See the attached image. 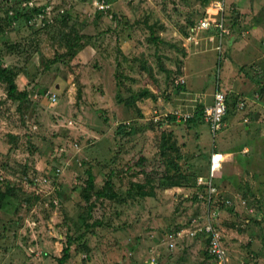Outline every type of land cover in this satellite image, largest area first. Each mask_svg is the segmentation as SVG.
I'll return each instance as SVG.
<instances>
[{
    "label": "rangeland",
    "instance_id": "1",
    "mask_svg": "<svg viewBox=\"0 0 264 264\" xmlns=\"http://www.w3.org/2000/svg\"><path fill=\"white\" fill-rule=\"evenodd\" d=\"M99 1L0 0V65L26 93L12 101L0 83V264H57L67 238L96 219L65 264H207L204 237L184 229L202 213L193 195L214 150L246 157L227 156L216 177L224 208L212 220L228 262L264 264V119L253 121L264 105V0H222L235 38L220 67L231 59L244 74L237 95L226 91L228 110L245 114L235 124L227 116L217 135L200 112L222 87L217 55L183 43L216 0H108L106 11ZM186 60L202 69L185 70ZM241 97L248 103L237 111ZM175 169L187 184L162 188ZM223 174L233 177L228 189Z\"/></svg>",
    "mask_w": 264,
    "mask_h": 264
},
{
    "label": "built area",
    "instance_id": "2",
    "mask_svg": "<svg viewBox=\"0 0 264 264\" xmlns=\"http://www.w3.org/2000/svg\"><path fill=\"white\" fill-rule=\"evenodd\" d=\"M210 7H206L204 10V14L201 18V20L198 22V25L193 29L192 31L195 34H190L188 39L194 43H199L200 36L199 31L200 30H210L213 29L216 35L219 38H222L223 34L229 33V30L224 27V3L222 0H216L214 2H211ZM99 8H103L104 4H99ZM207 40L213 41L214 36L208 34ZM259 95L256 94L255 97H258ZM49 99L52 103L56 102L57 97L54 92L49 93ZM245 105V102L240 99L236 104V109L241 110ZM226 111V95L222 90H218L214 92L213 100L210 105H208L204 110V119L207 121L210 129L212 132H214L216 129H218L222 117L225 114ZM224 160V155L219 152H213L210 155L209 161H208V170L206 173V176L204 178H201L202 180L199 181L200 184H205L207 186V193L211 195L212 193H217L216 185L213 184L215 173L217 170H219L222 166V162ZM57 172H59V169H56ZM199 196H203L200 194ZM209 199V197H208ZM213 215L212 218L208 216V218L205 220V223L198 224L196 220H194L192 223L193 230L191 232V229L186 228L184 231L186 233H192L193 236H199L201 235H207L209 238L207 240V246L206 250L210 257L211 264H228V258H227V252L225 245L223 244V237L219 235L217 231V227L215 223L213 222ZM197 224V227L195 225ZM197 237V238H199ZM170 246H173V243H170ZM149 264H153V261L149 262Z\"/></svg>",
    "mask_w": 264,
    "mask_h": 264
},
{
    "label": "trees",
    "instance_id": "3",
    "mask_svg": "<svg viewBox=\"0 0 264 264\" xmlns=\"http://www.w3.org/2000/svg\"><path fill=\"white\" fill-rule=\"evenodd\" d=\"M204 1L206 3V0H204ZM35 10L37 12H40V9H37L36 7H35ZM41 11H42V9H41ZM203 14H204V11H203ZM15 77H16V72L13 71L12 68L4 66V65H0V83L4 84V89L6 91L7 98L12 100V101L21 102L26 97V93L23 92V91H18V87H17L16 81H15ZM176 85H177L176 89L181 87L178 84H176ZM241 99H242V97H241ZM118 101L120 103L124 102L125 105L127 104L129 106L133 105V103H134L133 100H131L130 98L128 100H125V101H123L120 98H118ZM229 104H230V97L227 98L226 115L223 116L222 121L220 123V126L223 125L224 121H226L227 116H230V114L231 115L233 114L234 110H228ZM245 104H246V102H245ZM173 114H170L168 116V118H167L171 123L174 122L175 119H176V114H174V115ZM193 120H194L193 118L188 119V121H193ZM216 131H218V130H216ZM176 144H177L176 140L173 139L172 142L168 145V150L172 149L174 151ZM161 155L162 156H166V155L168 156V153L164 150V148H163V151L161 152ZM174 172H176V174L174 176L168 177V181H165L164 183H162V185H161L162 188L166 189L168 187H181V186H184V185L187 184V182H188V176L187 175H185L182 171H179V169H175ZM168 173L169 172H166L167 175H168ZM93 178H94V176H93L92 172L90 170H87V183H88L87 186L89 188L92 187ZM29 181L32 182V179L29 180ZM52 184H53V182H52ZM213 184H214V181H213ZM216 184L217 183H215V185ZM206 187L207 186H205L204 184H200L199 191L194 193V195H193L195 204L200 206L201 207L200 210L202 211V213L199 214L200 216L198 215L197 218L195 219L196 222L199 223V224H202V222H200L201 219L199 217L203 216V217H206V219H207L208 216H209V217L212 218V215L214 216L215 212L217 214L218 208L219 209L224 208L223 206H221L222 204H224V202L220 201V199H219V194L220 193H212L211 195H209L207 193V188ZM143 188H144V186H141L140 190L138 191V195L141 196V197L149 196L150 193L143 191ZM54 191H56V189H54ZM0 193H1V191H0ZM200 194H202L203 196H199ZM98 195L102 196V197H104V196L107 197L108 196L109 198H112L114 196V194H106V192H104V191L100 192ZM208 197H209V199H208ZM212 203L214 205L217 204L218 206L215 207L214 209H212V207H211ZM90 209H91V206L89 207V210ZM193 224L194 223H192V225ZM99 225H101V221H99L97 219L92 221V222H84L83 226L85 228H84L83 232L79 233L75 237L69 236L67 238L68 240L66 241V244H65L64 248L62 249V255L57 258V264H65L67 262V260L69 259V257H70V248H71L72 244L74 242H76V241H79L81 237H84L85 236V232L87 230H92L91 229L92 227L99 226ZM238 229H236V230H238ZM201 236H202L201 237L202 239L204 237V239H203L204 240V246H205V250H204V253H203L204 260L206 261L207 264H211L210 257H209V255L207 253V250H206L207 240H208L209 237L207 235H201ZM197 239H200V238H197ZM165 242L166 241L164 240V243ZM84 243L85 242H83V244H81V245L84 246ZM164 243H163V245H164ZM170 243H174V241L167 242V248L169 250H171V248H172L170 246ZM248 244H249V242H248ZM226 252H227V250H226ZM203 263H204V261L202 262V264Z\"/></svg>",
    "mask_w": 264,
    "mask_h": 264
},
{
    "label": "crops",
    "instance_id": "4",
    "mask_svg": "<svg viewBox=\"0 0 264 264\" xmlns=\"http://www.w3.org/2000/svg\"><path fill=\"white\" fill-rule=\"evenodd\" d=\"M252 28H254L256 31H258V28L259 27H256V26H252ZM260 30V29H259ZM204 48L206 47V45H204L203 46ZM209 53L208 54H210V53H212V51H208ZM191 57V55L189 54V56H188V58H190ZM188 60V59H187ZM187 60L185 61V67H184V69L185 70H187V71H191L192 73H194V74H196L198 71H200L201 69H202V67H199V68H195V69H188L187 67H186V63H187ZM239 64L238 63H234L231 59H226V60H224L223 62H222V64H221V72H219V75H218V81L220 82L219 84H220V86H222L221 88L222 89H224V90H228L227 92H229V93H232L231 95H233V94H235V95H237L238 93L237 92H239V90H237L236 89V87H237V85L235 84V81H236V79H237V77H240L241 79H243L244 78V76L242 77V75H244L243 73H241V72H239ZM261 76H264V70L263 71H261ZM258 86H259V88L258 89H256V90H258L259 92H257V93H259V94H264V79H261V80H259L258 81ZM200 85H201V82H200ZM192 86V85H191ZM185 88H187V86L185 87ZM251 89V88H250ZM187 91H188V88H187ZM209 91V90H208ZM212 93H213V91H212ZM247 97H251V96H253L252 94H249V93H247V94H245ZM211 99H212V96H211ZM257 108H258V113L260 114V118L259 119H257V120H253V121H260L261 119H264V113L263 112H261L260 111V108H264V105H262V104H259V105H257ZM242 114H243V116H244V112H241V113H238V114H235V116L234 115H232L233 116V118H232V120L234 121L233 122V124H235V123H238V122H235V120H237V119H240V118H242ZM248 118L249 117H245L244 118V121H248ZM227 121H229V119H227L226 120V122ZM253 121H251V122H249V123H252ZM249 123H245V125L243 126L244 128H246V129H249V128H247L246 126L249 124ZM240 124V123H239ZM221 133V132H220ZM218 133H216V135H217ZM238 136V135H237ZM202 140V139H201ZM217 148V147H216ZM222 148H225L224 147V145H223V147ZM247 149L245 148V151H246ZM220 151V150H219ZM237 151V150H236ZM236 151H233V152H229V151H227V152H225L227 155H228V158H229V156L231 157V159H232V156H236V157H233V159H235L237 162H246L245 161V159H246V157H244L243 155H239V154H241L240 152H236ZM263 162H264V160H263ZM233 167H235V168H238V166H236V165H233ZM232 171H233V173L235 174V171L232 169ZM221 179L219 180L220 181V183L222 184V186L225 188V189H228L229 188V186H230V184H228V183H230L231 182V180H232V175H227V174H223V175H221V177H220ZM216 182H217V179H216ZM248 245H250V244H248ZM227 248H228V246H227ZM233 263V262H232ZM228 264H231V262H228Z\"/></svg>",
    "mask_w": 264,
    "mask_h": 264
},
{
    "label": "clouds",
    "instance_id": "5",
    "mask_svg": "<svg viewBox=\"0 0 264 264\" xmlns=\"http://www.w3.org/2000/svg\"><path fill=\"white\" fill-rule=\"evenodd\" d=\"M224 3V2H223ZM99 4H104V7L103 8H99ZM97 7H98V9L99 10H103V11H106V10H109V4H108V0H100L98 3H97V5H96ZM224 12H225V8H224ZM203 16V13H202V15H201V17ZM201 20V18H198L194 23H193V25H195V26H197L198 25V22ZM225 22H227V19L225 18V13H224V22H223V25H224V27L225 28H227L228 30H229V33H227V34H223L222 35V38H219L216 34L217 33H215V31L213 30V29H210V30H207V31H205V30H200L199 31V36H200V40H199V43H194V42H192V41H190L189 39H187V37H189V36H187L186 34L184 35V37H183V43L185 44V45H188V44H193V45H195L196 46V48H200V47H203L204 45H206V47H205V49H207V50H209V51H212L213 53H215V55H217V67L218 68H221L220 67V60L224 57V54L227 52V50L229 49V47H230V42H231V40H233L234 38H235V35H234V32H233V29L231 28L232 27V24H231V26L229 25V22L228 23H225ZM208 34H210V35H213L214 36V40L213 41H209V40H207V35ZM225 42H226V46H225ZM263 44H264V41H263ZM219 90H222L224 93H225V95H226V110H227V98L229 97V95H228V93L226 92V90H224V89H219ZM216 91H218V90H216ZM215 91V92H216ZM49 92H51V91H48V93ZM259 94V93H258ZM213 95H214V92L212 93V99H211V103H212V100H213ZM241 99V98H240ZM239 99V100H240ZM246 103H248V98H242ZM239 100H237V102L239 101ZM237 102L235 103V109H236V104H237ZM210 103V104H211ZM209 104V105H210ZM208 106V105H207ZM207 106H205V107H203L202 109H201V114H202V119H203V121L207 124V126H208V129H209V131L213 134V135H216V133H217V131L216 130H218L219 131V128H220V125H219V127H218V129H216L214 132H212V130L210 129V127H209V125H208V123H207V121L204 119V110H205V108L207 107ZM245 106V105H244ZM244 108V107H243ZM242 108V109H243ZM241 109V110H242ZM237 110V109H236ZM241 110H237V111H241ZM225 114H226V111H225ZM224 114V115H225ZM223 115V116H224ZM191 116V115H190ZM189 116V117H190ZM176 117H177V114H176ZM189 117H186V116H180V118H184V119H186V118H189ZM223 118V117H222ZM213 152H219V153H221V154H223L224 155V160H223V162H222V164L224 163V161L225 160H228V159H226L227 158V154L224 152H221V151H219V150H214V151H212L211 153H213ZM211 153H210V155H211ZM210 155H209V157H208V161H209V158H210ZM221 168H222V166H221ZM220 168V169H221ZM220 169L219 170H217L216 171V173H215V178H214V183H217L216 182V177H217V173L220 171ZM207 170H208V166H207ZM207 173V172H206Z\"/></svg>",
    "mask_w": 264,
    "mask_h": 264
},
{
    "label": "bare ground",
    "instance_id": "6",
    "mask_svg": "<svg viewBox=\"0 0 264 264\" xmlns=\"http://www.w3.org/2000/svg\"><path fill=\"white\" fill-rule=\"evenodd\" d=\"M226 115V114H225ZM205 185V184H204ZM206 186V185H205ZM207 188V187H206Z\"/></svg>",
    "mask_w": 264,
    "mask_h": 264
}]
</instances>
